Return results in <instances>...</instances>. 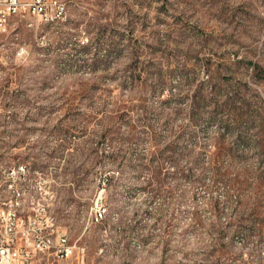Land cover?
I'll list each match as a JSON object with an SVG mask.
<instances>
[{
	"label": "rangeland",
	"instance_id": "obj_1",
	"mask_svg": "<svg viewBox=\"0 0 264 264\" xmlns=\"http://www.w3.org/2000/svg\"><path fill=\"white\" fill-rule=\"evenodd\" d=\"M60 1L0 35V164L83 264H264V0Z\"/></svg>",
	"mask_w": 264,
	"mask_h": 264
},
{
	"label": "built area",
	"instance_id": "obj_2",
	"mask_svg": "<svg viewBox=\"0 0 264 264\" xmlns=\"http://www.w3.org/2000/svg\"><path fill=\"white\" fill-rule=\"evenodd\" d=\"M37 15L42 21L54 23L67 16L60 0H0V35L10 18L18 14ZM0 166H4L1 165ZM23 173V180H16ZM27 167L22 163L5 166V194H0V264H42L44 259H67L74 253L83 262L84 247L73 244L60 227L45 197L31 194L26 183ZM93 219L104 218L106 208L93 202ZM83 264V263H82Z\"/></svg>",
	"mask_w": 264,
	"mask_h": 264
},
{
	"label": "trees",
	"instance_id": "obj_3",
	"mask_svg": "<svg viewBox=\"0 0 264 264\" xmlns=\"http://www.w3.org/2000/svg\"><path fill=\"white\" fill-rule=\"evenodd\" d=\"M257 70V69H256ZM169 71L170 72H173V70H170L169 69ZM258 73L260 74V75H264V71H262L261 69H259L258 68ZM155 73H157L155 76H156V78H157V81H160V79H161V77H162V75H159L158 74V72H155ZM208 102V100H205L204 98H195L194 100H193V107H194V111L196 112V116H200L201 115V113L203 112V109H204V107H205V105H206V103L205 102ZM209 105H212V108L214 109V112L215 111H219L220 113H222V112H224V111H227V114L228 113H232V112H230V110H226V103L224 102V103H219L218 101H215V102H212V104L210 103ZM212 118L213 117H215L214 116V113L212 114V116H211ZM220 123H222L223 125H225L224 123V121H220Z\"/></svg>",
	"mask_w": 264,
	"mask_h": 264
},
{
	"label": "bare ground",
	"instance_id": "obj_4",
	"mask_svg": "<svg viewBox=\"0 0 264 264\" xmlns=\"http://www.w3.org/2000/svg\"><path fill=\"white\" fill-rule=\"evenodd\" d=\"M67 17V16H66ZM66 17H59V21L65 20ZM50 24V21H44ZM0 180H5V166H0ZM16 180H23V173H16ZM0 194H5V186L0 185ZM31 194L40 195L39 187H31Z\"/></svg>",
	"mask_w": 264,
	"mask_h": 264
}]
</instances>
